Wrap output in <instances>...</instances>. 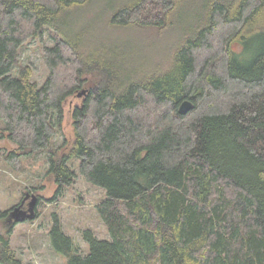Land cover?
<instances>
[{"label":"trees","instance_id":"obj_1","mask_svg":"<svg viewBox=\"0 0 264 264\" xmlns=\"http://www.w3.org/2000/svg\"><path fill=\"white\" fill-rule=\"evenodd\" d=\"M89 1L0 0V119L20 149L8 157L49 151L58 194L78 158L108 195L97 208L110 238L85 229L82 253L56 218L53 248L66 264H264V0H211L171 65L150 75L67 32ZM180 1L127 0L113 19L166 24ZM47 26L56 40L40 85L19 54ZM84 88L74 139L53 147L67 100ZM185 100L193 108L182 113ZM10 233L0 264H21Z\"/></svg>","mask_w":264,"mask_h":264},{"label":"rangeland","instance_id":"obj_2","mask_svg":"<svg viewBox=\"0 0 264 264\" xmlns=\"http://www.w3.org/2000/svg\"><path fill=\"white\" fill-rule=\"evenodd\" d=\"M126 1L90 0L76 11L66 30L70 35H82L89 48L119 52L130 70L150 75L171 65L185 34L193 32L199 17L206 15L211 0L180 1L166 24L122 27L117 25L119 22L113 16L117 7ZM55 37L54 29L47 26L41 35L27 41L20 50L21 63L33 67V80L40 85L50 74L44 47L53 45ZM86 94L67 100L53 147L60 148L66 139H74L72 110L84 102ZM4 128L5 123L0 119V213L20 204L27 194L35 193L39 197L34 218L18 222L12 228H8L7 218L0 219V234L6 235L7 230H11L10 245L15 258L21 264H66V256L55 251L51 241L50 231L56 218H59L64 232L80 246L82 253H88L90 248L83 237L85 229L93 230L99 238H110V231L97 208L107 199V191L84 177L80 160L75 158L69 162L76 173L75 180L58 194L57 183L47 173L50 152L24 153L21 150L22 154H12L9 158V152H20V149L7 137Z\"/></svg>","mask_w":264,"mask_h":264},{"label":"water","instance_id":"obj_3","mask_svg":"<svg viewBox=\"0 0 264 264\" xmlns=\"http://www.w3.org/2000/svg\"><path fill=\"white\" fill-rule=\"evenodd\" d=\"M83 93H88V89L84 88L79 95ZM193 108V102L190 100H185L180 105V111L182 113H187ZM39 197L37 194L32 193V195L27 194L23 201L12 208L7 215L8 228L14 227L18 222L27 221L36 216L37 204Z\"/></svg>","mask_w":264,"mask_h":264}]
</instances>
